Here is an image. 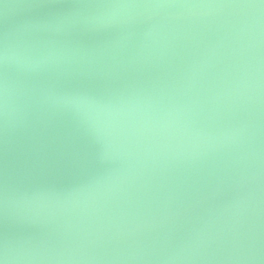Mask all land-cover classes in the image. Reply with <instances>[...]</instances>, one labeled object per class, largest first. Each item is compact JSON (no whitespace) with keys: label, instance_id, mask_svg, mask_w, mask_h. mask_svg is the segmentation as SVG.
<instances>
[{"label":"water","instance_id":"obj_1","mask_svg":"<svg viewBox=\"0 0 264 264\" xmlns=\"http://www.w3.org/2000/svg\"><path fill=\"white\" fill-rule=\"evenodd\" d=\"M0 264H264V0H0Z\"/></svg>","mask_w":264,"mask_h":264}]
</instances>
